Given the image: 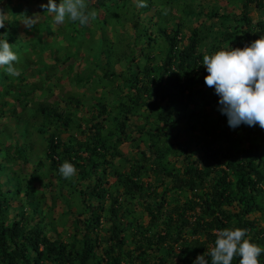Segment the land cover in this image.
Here are the masks:
<instances>
[{"label": "trees", "instance_id": "trees-1", "mask_svg": "<svg viewBox=\"0 0 264 264\" xmlns=\"http://www.w3.org/2000/svg\"><path fill=\"white\" fill-rule=\"evenodd\" d=\"M10 1L0 33L18 61L16 75L0 68V264H192L224 228L264 247V129L229 128L201 65L264 35V0H220L224 13L219 0H85L86 26L53 29L42 8L25 36L17 19L33 14ZM184 119L197 122L196 150L171 141Z\"/></svg>", "mask_w": 264, "mask_h": 264}, {"label": "clouds", "instance_id": "clouds-1", "mask_svg": "<svg viewBox=\"0 0 264 264\" xmlns=\"http://www.w3.org/2000/svg\"><path fill=\"white\" fill-rule=\"evenodd\" d=\"M3 2L0 0V5ZM136 6L146 7V0H136ZM41 7L46 9L56 25L70 20L84 27L91 19L85 0H60L59 3L47 0ZM39 19L38 15H25L21 22L31 31ZM6 24L7 12L0 7V29H4ZM17 61L18 56L12 51L7 35L0 33V67L7 66V72L16 75L14 62ZM201 65L207 73L204 83L218 97V111L226 116L229 128L258 125L264 129V35L242 48L228 45L204 55ZM58 171L65 179L77 173L76 167L68 161L62 163ZM262 254L264 247L250 242L246 229L224 228L216 233L215 242L207 253L197 255L192 264H209L206 256L211 257V264H232L234 257L240 258L239 264H261L259 257Z\"/></svg>", "mask_w": 264, "mask_h": 264}, {"label": "rangeland", "instance_id": "rangeland-1", "mask_svg": "<svg viewBox=\"0 0 264 264\" xmlns=\"http://www.w3.org/2000/svg\"><path fill=\"white\" fill-rule=\"evenodd\" d=\"M215 0H210L209 3L213 2ZM5 2V0H4ZM3 2V4H4ZM225 1H218V4H220V6H222V9L220 10V13H224V12H229L231 10V7H227L224 3ZM47 2H36L35 0H11L10 1V5L12 7H19L20 9H27L28 11H30L33 15H38L40 17L39 21L38 22H41L42 20H44L45 18L43 17V14L41 13L42 12V7L41 5L42 4H46ZM223 3V4H221ZM10 13V12H9ZM22 16V14H21ZM252 16L254 17L255 16V12L252 13ZM48 17L50 18V22L53 23L51 17L49 16L48 14ZM256 17V16H255ZM24 19V17L22 16V18L20 19H17L18 22L16 23V32L18 35H21V36H25L23 34V31L25 29L24 25L22 24V20ZM66 24V22H65ZM56 25V24H52L54 25V28L53 29H57L58 26L60 27H64V25ZM42 38H45L46 40H50V36L48 34H46L45 32H43L42 34ZM45 57H47V53H45L44 55ZM32 61H35V57L34 56H31L30 58ZM49 62V60H48ZM0 68H4L3 67H0ZM84 66L81 65L80 69H83ZM77 69L78 67L75 65V68H74V72H73V75L76 74L77 72ZM62 84L63 86L65 87L64 89L66 91H70V90H74V88L70 85V82H69V79L68 78H65L62 80ZM53 94H55V96H60L59 94V88L58 87H55L53 89ZM83 94V93H82ZM52 101V99H51ZM209 110L206 109L205 110V114H209ZM80 115H85L86 114V111L85 110H82L81 112H79ZM11 125L12 123H8V125ZM197 122H190V123H187L186 120L184 119L183 121L180 122L178 128L174 131L173 133V139L171 140L172 142H174L175 144H177L178 146H181V147H186L188 149H190L191 151L193 150H196V147H195V143H196V136L198 135V130H195V131H191V129L189 128L190 125H196ZM79 137V136H78ZM80 138V137H79ZM141 148H143L144 146L141 145L140 146ZM122 152L125 153L126 156H128L130 158V156L132 155L131 154V148L129 146L128 143H122L119 145L118 147ZM6 178L3 177L1 178L2 181H4ZM13 206H17V203H12ZM66 210V208H64L62 205H58L56 208H55V217H59L60 214L62 212H64ZM71 218H73L72 216H70ZM70 217H67L65 218L63 221L67 224V226L65 227V229L67 230V233H70L71 229H70V222H71V218ZM256 217V216H254ZM147 222V221H145ZM63 229V227L61 226H58V232H61Z\"/></svg>", "mask_w": 264, "mask_h": 264}]
</instances>
